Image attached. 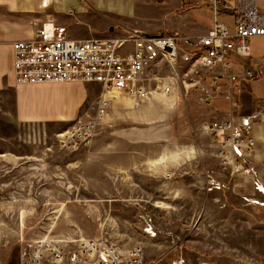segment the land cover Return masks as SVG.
Segmentation results:
<instances>
[{
  "label": "rangeland",
  "instance_id": "obj_1",
  "mask_svg": "<svg viewBox=\"0 0 264 264\" xmlns=\"http://www.w3.org/2000/svg\"><path fill=\"white\" fill-rule=\"evenodd\" d=\"M147 9L144 17L137 18L151 30L174 33L173 28L182 25L162 4ZM202 15L208 22L207 14ZM107 21L99 19V31L94 30L97 25L82 24L93 29L90 37H102L111 35L109 28L101 30ZM249 44L254 64L264 68V38L254 37ZM179 50H186L184 43H179ZM160 66H165L157 72L162 79L173 74L167 64ZM178 73L180 83L197 87L206 69L194 70V82L179 62ZM255 79L247 80L250 95L264 99V77ZM228 81L221 80L220 98L230 92ZM193 88L186 91L188 96ZM200 89L201 102L216 99ZM98 99L99 94L90 92L72 123L96 119ZM189 105L193 109V103ZM153 106L146 108L147 113L163 119L161 109ZM109 114L99 119L95 141L122 131L110 128L105 121ZM184 115L182 106L176 116L178 129H173L175 139L171 140L169 129L156 139L146 131L147 139L141 143L136 137L143 129H135L138 123L131 119L126 125L132 139L129 145L115 146L123 149L115 152L100 143L78 150L63 148L57 134L75 123L65 129L41 122L0 129V264H25L39 239L60 243L71 253L80 238L103 235L123 248L142 245L144 264H264V138L257 143L252 130L253 148L229 163L204 130L211 119L204 118L202 131L192 133L185 130L190 122ZM212 121L225 120L220 116ZM47 251L44 258L50 256L51 250Z\"/></svg>",
  "mask_w": 264,
  "mask_h": 264
},
{
  "label": "crops",
  "instance_id": "obj_2",
  "mask_svg": "<svg viewBox=\"0 0 264 264\" xmlns=\"http://www.w3.org/2000/svg\"><path fill=\"white\" fill-rule=\"evenodd\" d=\"M221 2V7H211L208 5V0H85V3L81 0H0V129L11 130L17 128L20 123L31 122L54 124L59 128H67L66 126L69 124L76 123L72 122L81 114V108L87 101L89 93L95 91V94H99V98L102 93V86L95 82L22 83L18 81L15 74L12 43L17 40L31 39L36 30L34 22H54L56 27H64L67 34L74 39L90 38L93 29L85 27L82 23L97 25L94 30L99 31V19L103 17L108 18V21L106 27H102L101 30L109 28L111 35L108 36L121 37L132 31L148 35H163L172 32H165L162 28L151 30L145 21L137 18L138 15L144 17L149 12L148 7L162 4L166 10L173 11L174 18L182 24L180 27H174L172 34L190 41L188 46L192 45L191 49H198L197 43H200V40L207 36L216 24L222 23L234 28L238 11L256 8L260 14L264 15L262 13L264 10L261 9L262 12L259 10L258 0H221ZM261 3H264V0H261ZM202 13L207 14L208 22L204 20ZM260 38H264V36ZM241 58L247 60L246 64ZM178 62L182 66H187V63L183 62L181 58L178 59ZM229 62L228 67L218 66L214 69L199 66L206 69L200 82L205 81L207 84L199 82V85L205 89H214L211 84L215 81L219 82L221 79L226 81L228 77L227 79L222 78L223 74H240L237 82L228 81L230 92H226L222 98H220L221 96L215 97L216 99L209 103L201 102L200 86L192 87L193 91L190 96L186 94L190 85L185 81L183 84L180 83L178 68L170 69L179 80H173L171 75L162 79L157 74L165 67L160 66L161 64L153 68L154 79L147 80L150 73L145 79L146 87L152 89V93L148 97L131 96L123 92L113 94L110 98V108L107 113L110 112V114L105 121L109 122L111 129L122 130L118 133L119 135L98 138L93 143L95 145L106 144L112 152L123 150H117L115 146L129 145L132 134L126 124L131 119L138 123L135 129H143L137 132L136 139L139 143L146 141V131L149 138L151 134H154V139H156L158 136L163 138V130L169 129L171 140L175 139L173 129H178L179 120L176 116L182 106L184 116L190 122L188 125H184L186 131L192 133L200 131V123L204 118L212 120V118L222 116V120H229L232 115H236L240 120L248 123L251 118L253 119L250 126L258 143V139L264 138V99L250 95L251 86H248L247 80L264 77V68H261L260 64H254L252 51L249 57L231 52ZM244 64L245 68L243 69ZM197 68L187 69L186 77L191 74L190 82H194L192 76ZM247 70H252L253 77L247 78L244 75ZM160 81L172 86V91L165 93L159 90L157 86H160ZM61 88H65L69 94L61 95ZM31 90L36 93L34 96L29 95ZM214 92L220 94V91L215 89ZM197 94L198 100L195 98ZM232 96L237 99L234 100ZM222 99L226 102V107L223 109ZM156 100L163 102L154 104L153 102ZM190 103H193V109L190 107ZM152 106L155 110L161 109L163 119H159L153 113H147L146 108L149 110L152 109ZM168 111L170 115L167 114ZM194 112L196 116L193 119ZM186 122L188 123V121ZM144 125L147 126L142 127ZM149 140L153 141V139ZM162 141L165 143L170 140L162 139Z\"/></svg>",
  "mask_w": 264,
  "mask_h": 264
},
{
  "label": "built area",
  "instance_id": "obj_3",
  "mask_svg": "<svg viewBox=\"0 0 264 264\" xmlns=\"http://www.w3.org/2000/svg\"><path fill=\"white\" fill-rule=\"evenodd\" d=\"M208 5L218 7L221 0H208ZM221 7V6H220ZM219 7V8H220ZM36 30L29 40L12 43L14 50L15 74L22 83L48 82H95L102 86L96 119L78 121L57 134L63 148L78 150L93 143L98 133L99 119L108 113L113 94L126 92L131 96L146 98L152 93L145 85V79H154V69L160 64L178 68V59L187 63V69L203 66L206 69L230 65L231 52L240 56L251 55L250 40L264 36V15L256 8L240 10L236 24L231 28L216 24L207 36L197 43L198 49L188 46L190 41L176 34L148 35L128 32L121 37L102 36L74 39L67 35L64 27H56L51 21L34 22ZM183 41L186 50L180 52L179 43ZM180 65V64H179ZM247 78L253 77L252 70L245 71ZM240 74H230L232 82ZM242 77H244L241 74ZM173 80L179 78L172 74ZM181 79V77H180ZM194 87L193 83H190ZM216 91L221 90L220 81L211 84ZM157 88L165 93L172 86L160 81ZM214 89L206 88V94L215 98ZM211 97V96H210ZM210 98L206 97L205 103ZM204 130L221 146L219 153L229 163L243 157V151L252 149L255 139L247 121L232 115L222 124L209 120ZM242 167V165H240ZM46 239V238H45ZM40 245L33 247L25 264H144V247L137 245L123 248L108 236L82 237L75 251L69 253L60 243L49 239H39ZM37 241V240H36ZM46 249V250H45ZM50 256L44 258L43 254Z\"/></svg>",
  "mask_w": 264,
  "mask_h": 264
},
{
  "label": "bare ground",
  "instance_id": "obj_4",
  "mask_svg": "<svg viewBox=\"0 0 264 264\" xmlns=\"http://www.w3.org/2000/svg\"><path fill=\"white\" fill-rule=\"evenodd\" d=\"M190 87H192V85H190ZM60 93H61V95H65V96H67L68 94H69V92L65 89V88H61L60 89ZM36 93L34 92V91H29V95H31V96H34ZM175 155H179V153H176ZM164 158V157H163ZM31 214V213H30ZM30 214H29V216H30ZM47 228H49L48 226H46ZM47 228H45V229H40V230H43V231H45L44 233H47ZM47 240L44 238V242H46ZM46 250V249H45Z\"/></svg>",
  "mask_w": 264,
  "mask_h": 264
},
{
  "label": "trees",
  "instance_id": "obj_5",
  "mask_svg": "<svg viewBox=\"0 0 264 264\" xmlns=\"http://www.w3.org/2000/svg\"><path fill=\"white\" fill-rule=\"evenodd\" d=\"M83 3H85V0H81ZM221 80H223V79H221ZM221 80H220V83L222 84V82H221ZM223 85V84H222Z\"/></svg>",
  "mask_w": 264,
  "mask_h": 264
}]
</instances>
